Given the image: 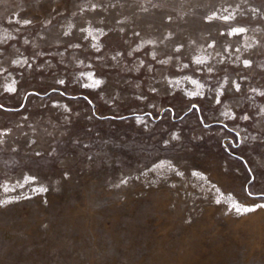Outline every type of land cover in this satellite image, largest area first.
<instances>
[{
    "label": "rangeland",
    "instance_id": "374dc122",
    "mask_svg": "<svg viewBox=\"0 0 264 264\" xmlns=\"http://www.w3.org/2000/svg\"><path fill=\"white\" fill-rule=\"evenodd\" d=\"M0 49V182L37 178L0 188V264H264V208L229 211L264 203V0H0Z\"/></svg>",
    "mask_w": 264,
    "mask_h": 264
},
{
    "label": "snow or ice",
    "instance_id": "6c2138e0",
    "mask_svg": "<svg viewBox=\"0 0 264 264\" xmlns=\"http://www.w3.org/2000/svg\"><path fill=\"white\" fill-rule=\"evenodd\" d=\"M213 19H223L224 21H229L232 19V17L229 15V16H223V17H211L209 18L208 22L211 23ZM17 23H20L22 25H28V24H31L32 21L31 20H17L16 21ZM81 31H85V29H81ZM246 32V29L243 28V27H234L231 29V31L228 33V35H243L244 33ZM92 34L89 32L88 33V36H91ZM136 35H139V33H136ZM93 39H95V37H92ZM149 44H153L154 45V42L152 41H148ZM70 47H74V48H80L81 45L80 44H69ZM93 47H96L97 50H99L98 46L97 45H93ZM210 47H215V45H210ZM6 50L5 49H0V57H2L4 55V52ZM176 51H180L179 48L176 49ZM237 51H239V49H237ZM36 55H39V53H37ZM152 55V59H155V54L154 53H151ZM113 59H115V57H113ZM3 61L0 60V64H2ZM14 63H16L17 65H19L20 61H14ZM24 63H27V61L25 60ZM82 63V62H81ZM143 63V62H141ZM159 63L161 64H165L167 63V61H164V60H161L159 61ZM193 63L199 67H196L193 69V72H200V73H204L206 72L207 74L211 75L213 73V68L212 67H207L206 69L203 67V65L205 64H210V61L205 59V58H197L195 61H193ZM243 64L245 67H251V63L249 60H244L243 61ZM30 67V65H29ZM65 67H67L65 65ZM90 67V65H89ZM184 68H188L189 65L188 64H185L183 66ZM149 71L151 70V66H149ZM3 71H7V69H3ZM3 72H0V75H2ZM81 78L82 80L84 81H87V82H83L81 83V80L80 79H77L75 81H72L73 83H80V86L86 90H90V91H96L98 88H100V86L102 85L103 83V80L101 78H96V75L94 72H91V73H87V74H84V73H81ZM190 79V83H192L197 89L198 91H195V92H191V93H187L186 95L194 101V103L192 104V107L194 108H197V110H199V106L197 103H195V101L199 98V99H204V93L200 90H202L204 88V84L200 83L198 80L196 79ZM57 84L61 85L62 87L65 86L66 84H68L69 82L68 81H65L63 78H58L57 81H56ZM169 83H172V81H169ZM175 83H179V81H175ZM138 86V85H137ZM231 87H233L235 89L236 92H239L241 90V85L240 83H233V85H231ZM151 92L155 93L156 92V89L155 88H150L149 89ZM7 92L9 93H15L16 92V88L14 86H9L7 89H6ZM53 92H57L59 91L61 95L63 96H67V93L64 92V91H60L59 89H52ZM253 91L255 92L256 89H253ZM209 92L213 93V96L209 97L208 99L212 100L214 103L216 104H220L222 103L221 99L219 98L220 96L223 95V90H216L215 88L213 87H210L209 88ZM259 95L261 96H264V92H260L258 93ZM29 95H36V96H39L40 93H29ZM85 99H88L87 97H84ZM71 99H75V97H71ZM136 99L137 100H145L147 99L146 96H141V95H137L136 96ZM89 104L92 103L91 100L88 101ZM106 103H111L110 101H107ZM54 107H63L64 110L67 112V113H71L72 109L69 108L66 104L65 105H53ZM152 107H155V105H151ZM0 108H3V105H0ZM5 111H11L12 109H4ZM167 111L171 112L172 110L171 109H167ZM225 114H228V113H225ZM146 115H151V113H146ZM91 117H89L90 119ZM98 118H105L103 117L102 115ZM231 118L232 119H236V116L235 114H231ZM121 119H128L127 117H121ZM240 119H243L245 121L251 119V117H249L248 115H242L240 117ZM135 122L139 125V124H142L144 125V128L145 130L147 129V121L144 119L143 116H136L135 117ZM4 134H6L5 132H2L0 131V136H3ZM236 136L237 138L239 137V133L237 132L236 133ZM172 139L173 140H178L179 137L177 135H173L172 136ZM0 143H2V140H0ZM165 144H167V142H165ZM85 148L89 147V145L85 144L84 145ZM88 159L91 160L92 157L91 156H88ZM165 166H168L166 164L165 161H160L158 164H154L153 165V168L150 169V170H155L156 168H161V167H165ZM251 171V170H249ZM178 175H182V173H177ZM67 174L65 173V176ZM194 175H199L198 173H194ZM137 179H139V177H137ZM255 177L252 176L250 177V182L251 183H255ZM37 183V178L35 176H25L23 177V180L22 181H17V185H19L20 187H23L25 184H30V185H36ZM128 183V180L127 179H122L120 181V184H124L126 185ZM120 184H117L116 187H119ZM17 185H13V186H8L7 184L3 183V182H0V188L3 189V191L5 192H11V191H15L16 190V186ZM33 191H37V192H46L47 189L44 188L43 186H37V187H33ZM245 192L247 193V195L249 197H251L252 199L254 200H264V189H261L259 191H250L248 190L247 188H245ZM221 195H223V193H221ZM26 198H30V197H26ZM11 202H15V201H11V200H3V201H0V206H3L7 203H11ZM216 202L219 204L221 203V200L220 199H217ZM260 208H264V203H256V204H253V205H248V204H242L240 203L239 201H234L230 208H229V211H234L238 216H244V215H247L249 213H252V212H255L257 211V209H260Z\"/></svg>",
    "mask_w": 264,
    "mask_h": 264
}]
</instances>
